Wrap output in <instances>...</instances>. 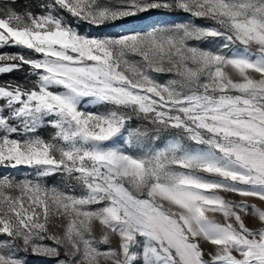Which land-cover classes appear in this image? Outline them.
Returning <instances> with one entry per match:
<instances>
[{"label": "snow or ice", "instance_id": "6c2138e0", "mask_svg": "<svg viewBox=\"0 0 264 264\" xmlns=\"http://www.w3.org/2000/svg\"><path fill=\"white\" fill-rule=\"evenodd\" d=\"M17 2L0 264H264V0Z\"/></svg>", "mask_w": 264, "mask_h": 264}, {"label": "rangeland", "instance_id": "374dc122", "mask_svg": "<svg viewBox=\"0 0 264 264\" xmlns=\"http://www.w3.org/2000/svg\"><path fill=\"white\" fill-rule=\"evenodd\" d=\"M174 19L173 16L165 14L163 12H151L148 13L146 15H142L136 22H129L127 27L129 28H135L136 30H146L148 25H152L154 22L157 21H170ZM117 31L121 30V29H116ZM3 171V170H0ZM13 175H16L17 173L13 172ZM25 171H21L19 173L20 176L25 175ZM249 223V225L251 226L253 221L251 219H248L247 221ZM97 235H100L99 230L97 231ZM0 239H2V237H0ZM29 260V264H53V262L45 257H41V256H35V255H29L28 257Z\"/></svg>", "mask_w": 264, "mask_h": 264}, {"label": "trees", "instance_id": "16d2710c", "mask_svg": "<svg viewBox=\"0 0 264 264\" xmlns=\"http://www.w3.org/2000/svg\"><path fill=\"white\" fill-rule=\"evenodd\" d=\"M28 3V0H18L17 2V7L18 8H23L24 5ZM33 5L35 4V0H32ZM19 49H15V48H5L2 49V51H7V52H15L18 51ZM25 73L24 72H13L10 74H3L0 75V82H4V81H8V80H23L25 77Z\"/></svg>", "mask_w": 264, "mask_h": 264}]
</instances>
